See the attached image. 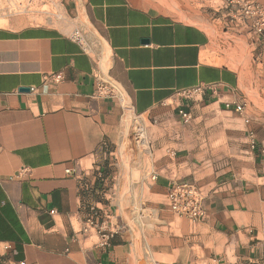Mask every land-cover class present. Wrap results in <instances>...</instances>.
<instances>
[{
  "label": "crops",
  "instance_id": "0c3cea01",
  "mask_svg": "<svg viewBox=\"0 0 264 264\" xmlns=\"http://www.w3.org/2000/svg\"><path fill=\"white\" fill-rule=\"evenodd\" d=\"M206 1L217 7L181 9L196 23L160 0H64L101 35L106 73L74 24L0 26V264H264V140L234 110L240 54L255 88L264 37L242 0L228 23L225 0ZM97 69L111 96H94ZM199 84L193 100L175 95ZM181 180L203 193L199 220L166 206Z\"/></svg>",
  "mask_w": 264,
  "mask_h": 264
},
{
  "label": "rangeland",
  "instance_id": "374dc122",
  "mask_svg": "<svg viewBox=\"0 0 264 264\" xmlns=\"http://www.w3.org/2000/svg\"><path fill=\"white\" fill-rule=\"evenodd\" d=\"M166 4L170 5V8L173 12L179 16V19H182L187 22H200L199 16H185L182 15L183 8H192L198 13L200 9L203 8H212L217 5H211L207 7L206 4L210 6V2L206 0H160ZM26 13L22 15H14L3 17L0 16V26L7 25L9 21L22 22V24L28 26H47L59 28L63 31H69L70 25L74 24L73 29L69 32L74 34L83 41L86 45L88 39H91V43L95 46L96 51L99 53L101 59V66L103 71L106 73L111 65V59L108 53V50L105 46V43L100 34H98L89 21L84 17L77 20H71L64 11V0H25L24 1ZM224 9V12L221 10L217 11L219 13L225 14V21L228 23L231 20H235V14L232 10L231 0H225L224 5H221ZM219 8V6H218ZM216 13V11H214ZM210 18L216 17L213 14H209ZM244 22L243 18L241 19ZM249 27V25H247ZM228 38L233 39V37L227 35ZM239 57V72L242 73L241 81V91L244 94L245 100L242 102L243 106L246 108V115L248 116L249 121L253 122L256 127V132L261 139L264 140V76L263 70L259 72L255 81V88H249L251 82L248 81V72H251L249 66V57L245 54H240ZM244 55V56H243ZM259 71V70H258ZM136 131V129L134 130Z\"/></svg>",
  "mask_w": 264,
  "mask_h": 264
},
{
  "label": "built area",
  "instance_id": "2783aa9c",
  "mask_svg": "<svg viewBox=\"0 0 264 264\" xmlns=\"http://www.w3.org/2000/svg\"><path fill=\"white\" fill-rule=\"evenodd\" d=\"M24 1L25 0H0V16L8 17L26 13ZM241 5L244 22L247 23V25L252 26V28H256L264 37V11L257 4L252 3L249 0H242ZM75 34L76 32L72 35L78 38ZM99 70L100 69H97L95 75L94 96H111L115 89L113 82L104 79ZM48 78H51L56 82L60 79V74L53 73L44 76V80ZM208 88H210V86L199 84L192 88L178 90L175 92V95L178 98L193 100L195 95L208 90ZM32 89L33 88H31V90ZM226 106L229 107V104H226ZM234 110L238 113L244 112L243 104H235ZM177 112L183 122H187L191 119L190 112L185 111L182 105L177 108ZM137 133H140V131L137 130ZM203 199L204 196L200 187L197 184L188 181H175L169 186L166 192L167 208L173 214L190 220H199L202 217ZM50 212L53 213V210ZM97 231L100 238L99 246H107L111 237V232L107 231L100 225H97Z\"/></svg>",
  "mask_w": 264,
  "mask_h": 264
},
{
  "label": "water",
  "instance_id": "95a60500",
  "mask_svg": "<svg viewBox=\"0 0 264 264\" xmlns=\"http://www.w3.org/2000/svg\"><path fill=\"white\" fill-rule=\"evenodd\" d=\"M146 41V40H145Z\"/></svg>",
  "mask_w": 264,
  "mask_h": 264
}]
</instances>
